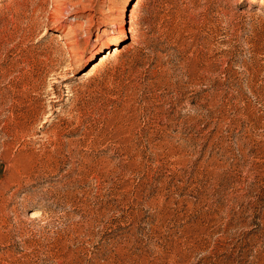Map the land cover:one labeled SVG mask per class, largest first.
I'll use <instances>...</instances> for the list:
<instances>
[{
	"label": "rangeland",
	"instance_id": "rangeland-1",
	"mask_svg": "<svg viewBox=\"0 0 264 264\" xmlns=\"http://www.w3.org/2000/svg\"><path fill=\"white\" fill-rule=\"evenodd\" d=\"M0 264H264V0H0Z\"/></svg>",
	"mask_w": 264,
	"mask_h": 264
},
{
	"label": "bare ground",
	"instance_id": "bare-ground-1",
	"mask_svg": "<svg viewBox=\"0 0 264 264\" xmlns=\"http://www.w3.org/2000/svg\"><path fill=\"white\" fill-rule=\"evenodd\" d=\"M125 30V28L124 27H121V30L119 31V33L120 34H122L121 32H123ZM116 48V47H115ZM115 51H117V49H115ZM116 54V53H115ZM108 55H111V53L110 52H108ZM108 55H106V53L105 54H103L101 57H100V62H104V60H107L108 59ZM75 57V56H74ZM101 64V63H100Z\"/></svg>",
	"mask_w": 264,
	"mask_h": 264
}]
</instances>
